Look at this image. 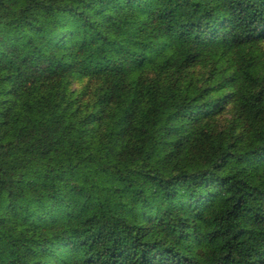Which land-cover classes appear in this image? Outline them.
Masks as SVG:
<instances>
[{"label":"trees","instance_id":"obj_1","mask_svg":"<svg viewBox=\"0 0 264 264\" xmlns=\"http://www.w3.org/2000/svg\"><path fill=\"white\" fill-rule=\"evenodd\" d=\"M0 264H264V0H0Z\"/></svg>","mask_w":264,"mask_h":264}]
</instances>
